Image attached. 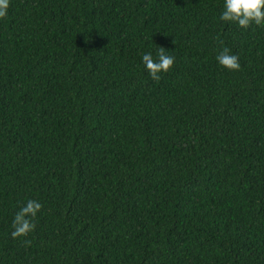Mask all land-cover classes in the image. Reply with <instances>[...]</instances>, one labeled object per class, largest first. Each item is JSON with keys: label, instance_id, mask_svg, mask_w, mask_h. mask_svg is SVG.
<instances>
[{"label": "trees", "instance_id": "obj_1", "mask_svg": "<svg viewBox=\"0 0 264 264\" xmlns=\"http://www.w3.org/2000/svg\"><path fill=\"white\" fill-rule=\"evenodd\" d=\"M223 11L224 0H10L0 264H264V26ZM159 46L175 63L157 82L142 56ZM223 47L239 71L218 64ZM30 199L43 206L36 228L13 239Z\"/></svg>", "mask_w": 264, "mask_h": 264}, {"label": "clouds", "instance_id": "obj_2", "mask_svg": "<svg viewBox=\"0 0 264 264\" xmlns=\"http://www.w3.org/2000/svg\"><path fill=\"white\" fill-rule=\"evenodd\" d=\"M9 5L10 0H0V18L6 17ZM220 20L226 23H236L242 29H247L252 24L264 26V0H224V11L220 15ZM220 43L223 45L222 40ZM216 60L220 66L228 71H239L241 68L239 57L231 54L228 47L222 48L216 56ZM142 62L149 77L159 82L162 78L161 74L171 70L175 59L166 54L164 47L159 46L156 59L151 53H146L142 56ZM42 207L41 203L30 199L26 206L15 213L11 225L13 229L11 237L13 239L27 237L30 232L35 230V219ZM24 243L30 244L31 241L25 240Z\"/></svg>", "mask_w": 264, "mask_h": 264}]
</instances>
